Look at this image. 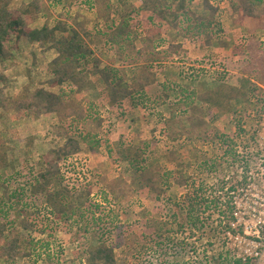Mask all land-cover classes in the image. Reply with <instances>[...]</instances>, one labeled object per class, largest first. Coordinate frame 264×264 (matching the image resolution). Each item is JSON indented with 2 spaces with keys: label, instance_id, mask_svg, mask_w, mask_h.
<instances>
[{
  "label": "trees",
  "instance_id": "16d2710c",
  "mask_svg": "<svg viewBox=\"0 0 264 264\" xmlns=\"http://www.w3.org/2000/svg\"><path fill=\"white\" fill-rule=\"evenodd\" d=\"M201 1L207 15L203 18L191 12L193 0H174L171 4L164 0H138V5L131 0H116L115 3L111 0H52L55 6L61 4L67 8L87 3V10H95L102 19L101 25L92 33L83 26L77 29L68 27L62 21H57L53 27L44 24L39 29L30 28L38 15L46 10L41 0H32L14 9H11L12 0H0L2 69L11 57L10 37L17 39L24 35L30 42L48 44L56 52V57L49 64L50 78L46 85L60 89L58 94L38 89L9 99L0 87V114L12 112L17 120H36L43 115L54 114L57 119L55 134L64 140L62 146L50 151L58 162L57 170L52 164L45 163L41 172L31 169L23 183L15 181L16 176L21 177L18 173L5 179L0 174V263L15 264L18 258L42 255L41 264H67L60 261L61 249L55 253L50 250V238L57 232L68 234L72 227L84 233L90 232L92 227L85 239L77 232L72 235L75 243L85 240L78 243L75 253L74 261L80 264H118L116 251L131 257L142 255L151 247L168 252L171 261L163 264H179L184 260L183 264H255V257L236 252L227 241L229 236H243L242 226L232 227L235 206L232 205L231 193H237L239 189L231 183L220 184L215 189L207 186L201 177L197 180L188 177L183 170L187 163L179 151L193 142H210L219 144L226 157H233L235 150L231 136L213 129L214 123L229 116L237 128L236 135H240L243 132L240 128L242 120L232 106L239 99H256L258 107L253 109L256 112L254 115L264 112V39L257 40L254 36L257 29L264 28V0H231L230 7L234 28L244 26L249 30L245 27L247 21L258 23L259 27L242 35L241 43L232 49L233 56H239L237 67H240L243 77L253 79L256 84L248 79L247 89L236 87L226 80L222 72L216 76V85L211 89H182L178 98L169 103L165 102L172 90L167 88V83L160 86L161 91L157 95H148V91L158 84L153 66L160 68L164 63L172 62L173 57L183 50L181 44L170 42L166 49L160 51L167 31L173 32L174 38L189 42L192 50L198 53L219 41L217 34L222 30L220 19L225 9L213 6L210 0ZM136 29H140L142 35L140 47L136 45ZM102 44L109 46L111 51L113 49L114 61L120 67L99 70L100 61L95 57L93 48ZM189 51L183 50V53L188 55ZM159 54H163L160 62L156 60ZM124 67L131 68L128 83ZM88 72L102 80L104 88L99 100L102 107L108 106L111 111L119 110L122 102L127 100L133 107L147 110L148 114L155 110V104L161 108L167 105L169 116L163 120L162 129L170 144L165 154L167 167L152 164L156 156L153 139L132 143L128 147L122 141L111 143L109 138L113 133L105 126L98 110L99 103L80 102L74 97L82 88L91 86ZM182 75L185 78L187 73ZM200 79L198 77L197 81ZM4 80V76L0 75V83ZM116 113L119 119L124 114ZM102 148L107 150L111 159L114 158L116 165H126L124 172L137 187L136 194H153L154 212L150 218L141 220L137 217L133 222L117 221L112 225L113 219L106 226L107 219L95 218L94 215L89 218L86 211L78 209L61 193L66 192L62 189L63 184L69 190H75V184L65 182V162L82 149L96 154ZM7 150L8 147L0 143V170L9 166ZM147 171L149 174L144 180L142 176ZM172 185L184 188L180 201L160 197L161 189L168 190ZM11 187L15 189L9 191ZM119 194L120 190L114 192V198ZM39 195H43L46 204L55 210V219H38L36 211L35 217H30L28 212L33 205L30 202ZM23 215H26V220L19 219ZM43 220L45 223L38 227L37 222ZM31 232L46 234L48 239L35 240L31 238ZM204 238L212 244L218 242L219 249L208 257L199 258L197 243ZM189 254L195 255V258L188 257Z\"/></svg>",
  "mask_w": 264,
  "mask_h": 264
},
{
  "label": "rangeland",
  "instance_id": "374dc122",
  "mask_svg": "<svg viewBox=\"0 0 264 264\" xmlns=\"http://www.w3.org/2000/svg\"><path fill=\"white\" fill-rule=\"evenodd\" d=\"M31 1L12 0L11 9L19 8L22 4H28ZM164 1L171 4L174 0ZM41 2L46 7V10L38 15L36 21L30 25V28L39 29L44 24L53 27L57 21H62L68 27L77 29L79 26H83L84 29L94 33L102 23V19L99 18L95 10H87V3L67 8L61 4L55 6L52 0V3L47 0H41ZM111 2L115 3L116 0H111ZM131 2L135 5L139 4L138 0H131ZM210 3L213 6L225 9L220 19L222 30L217 34L219 41L214 42L204 51L198 53L192 50L189 42L176 39L173 36V32L167 31L164 35V44L160 48V51L166 49L167 44L170 42L179 43L183 46V50L189 51L191 49V51H189L188 55H185L182 50L173 57L172 62L164 63L160 68L153 66V70L157 73L158 84L148 91L150 97L157 95L161 91L160 86L165 83H167V88L172 90L168 92L169 97L165 103L177 99L182 89H200L206 91L216 85L215 78L222 72L225 73L226 80L236 87L242 86L245 89L248 88L247 81L249 78L243 77L241 74L240 67H237L239 56H233L232 49L241 43L242 35L248 34V31H255L259 27L258 23L247 21L245 27L249 30L244 28V26L234 28L230 19L231 0H210ZM190 10L198 17L203 18L207 16L203 10L201 0H193ZM135 33L138 36L136 45L140 47L139 41L142 37L140 29H136ZM254 36L257 40L264 39V28L257 29L254 32ZM9 42H11L12 47L11 57L5 63V69H2L0 65V75H3L5 78L0 83L3 95L11 99L21 94L33 93L38 89H43L54 94L60 93L59 88L53 89L46 85V81L50 78L49 64L56 57V52L50 49V45L32 43L24 35L19 36L17 39L11 36ZM93 51L95 57L100 61L99 70L110 66L120 67V64L114 61L113 49L112 51L109 50V46L102 44L93 48ZM162 56L163 54L156 55V60L160 62ZM124 68L127 74L125 78L126 83H128L131 68ZM184 72L187 73L185 78L182 75ZM88 73L91 86L82 88L79 94L74 95V97L80 102L93 101L99 103L98 110L105 120V126L113 133V136L109 138L111 143L122 141L128 147L132 143L139 144L142 141L153 139V149L156 151V156L152 164H158L161 168L167 167L165 154L170 144L162 134L163 120L169 116L167 105L165 104L161 108L155 104L153 106L155 110L152 114H148L147 110H143L140 106L133 107L127 100L122 102L119 110L111 111L108 106L102 107L99 100V94L104 88L102 80L96 74L92 72ZM198 77L201 79L197 81ZM249 80L251 83L254 81L253 79ZM255 100L254 98L245 101L239 99L232 103L238 118L242 120L240 128L243 132L240 135H236L237 128L233 126L232 118L229 116L220 118L213 125V129L216 131L224 132L231 136L235 156L230 157L229 155V157H226L220 149L219 144L210 142H205L204 144L193 142L189 145L187 144L185 148L179 151V154L187 163V166L183 167V170L188 177H194L196 180L201 177L207 186L215 187V189L220 184L231 183L239 190H243L239 194V197L242 196V199L239 200V211L240 213H245L243 217L247 230L237 240L229 236L227 241L228 245H232L236 249V252L249 254L255 250L252 242L255 237L253 235L254 231L258 230L262 225V219L258 216L251 217L253 212L251 206H249L255 202L259 203V200L256 198L260 196V193L257 192V185L249 187L248 183L247 185L243 183L245 168L248 166L255 168L257 164L255 159H253L255 156L249 150V143L254 141V137L257 134H264V117H260L263 113L254 115L256 112H253V109L258 107L257 103L255 105ZM116 112H123L124 114L119 119ZM14 117L15 115L12 112H1L0 114V143H4L8 147L6 159L7 164H9L8 168L0 170L2 179L18 173L21 177L16 176L15 181L23 183L24 177H29L28 173L31 169L36 171V173L41 172L46 166L45 163L52 164L54 169L57 170L58 162L54 156L50 155V151L62 146L64 140L55 134L56 116L48 114L36 120L29 118L17 120ZM30 140L31 145H29ZM113 159H111L105 148H102L96 154H89L82 149L65 162V167L63 166L65 182H69L71 185L75 184V190H69L63 184L62 189H65L66 192H61V188H59V192L65 194L67 199L71 200L72 204L78 209L86 211L89 218L94 215L95 218L107 219L106 226H109V222L113 219L115 221H113L112 225L117 221L119 223L133 222L137 217L141 220L142 218H150L151 213L154 212L153 194H147V196L136 194L137 187L132 182V178L128 173L124 172L126 165H116ZM148 174L149 171L142 178L146 180ZM129 185L130 187L127 188ZM13 189L15 188L11 187L9 191H13ZM119 190L121 194L117 195L115 199L114 192ZM0 193L2 192L0 191ZM26 194H28V190ZM183 196V187L172 185L168 190L161 189V198L180 201ZM31 203L33 205L29 211L30 213L28 212L31 218L35 217L34 212L36 211L39 214L38 219H55V210L46 204L43 195H39ZM254 208L257 211L262 210L259 205H255ZM167 212H169V207L167 208ZM249 212L250 214H248ZM10 216H13L12 212H10ZM19 219L26 220L27 217L23 215ZM42 223L44 224L45 221L43 220L41 223L37 222L38 227ZM15 229L20 231V228L15 227ZM91 229L92 227L90 228V232L84 233L83 230L77 232L72 227L71 232L68 234L63 232L55 233L50 238V250L55 253L61 249L60 261L62 262L80 264V262L74 261L75 253H77L79 247L78 243L85 241L84 239L89 236L92 231ZM74 232H77L80 236L82 235L84 239H81L78 243L73 242L72 235ZM21 233L26 235L23 231ZM31 238L35 240L48 239L46 234L41 235L37 232H31ZM259 240L264 245V234H260ZM197 244L199 258L208 257L215 249H219L218 242L212 244V242H208L207 238L202 239ZM168 255V252L155 247H151L142 255L135 254V256L131 257L122 255L120 250L116 251L118 264L170 263L171 260ZM187 256L195 258L193 254ZM262 257L260 264H264V254ZM43 258L44 256L42 255L18 258L15 264H41ZM177 261L179 262V259ZM184 261L179 262V264H183ZM258 262L259 260L256 258L255 264H259Z\"/></svg>",
  "mask_w": 264,
  "mask_h": 264
},
{
  "label": "built area",
  "instance_id": "2783aa9c",
  "mask_svg": "<svg viewBox=\"0 0 264 264\" xmlns=\"http://www.w3.org/2000/svg\"><path fill=\"white\" fill-rule=\"evenodd\" d=\"M262 116V118L264 117V112L262 115H260V117ZM258 137V138H256ZM256 137H254V141L250 142V146H249V150L251 151V154L253 156H255L253 159H255V161L257 162V164L255 165V168H252L251 166H248L245 168V183L247 185V183L249 184L248 186H254L255 184L257 185L258 188V193H260V196H257L256 198L259 200L258 202L253 203L251 206L252 209V215L251 217L254 218L256 216H258L260 219H262L261 222V227H259L258 230L254 231V240L252 241L254 246H255V250L253 253H246L248 256H253L255 258H258L259 260V264L261 263L262 260V256L264 254V245L261 243L260 239V234H264V134H257ZM243 190L240 189L237 191V193L232 192L231 193V200H232V205L235 206V212H234V218H235V223L232 227H239L242 226L243 227V234H245L246 230H247V226L245 225L244 222V217L243 215H245V213H240L239 211V205L240 202L239 200L242 199V196L239 197L240 192H242ZM237 194V195H236ZM239 197V198H237ZM246 205V204H245ZM255 205H259L260 208H262L261 211H257L255 210L254 206ZM256 212V213H255ZM250 214V212L248 213ZM243 221V222H241ZM238 237H240L238 234L235 235L233 238H235L236 240L238 239Z\"/></svg>",
  "mask_w": 264,
  "mask_h": 264
}]
</instances>
